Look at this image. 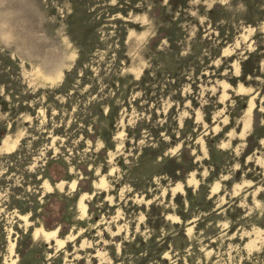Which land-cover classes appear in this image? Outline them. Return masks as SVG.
<instances>
[{"label": "rangeland", "instance_id": "rangeland-1", "mask_svg": "<svg viewBox=\"0 0 264 264\" xmlns=\"http://www.w3.org/2000/svg\"><path fill=\"white\" fill-rule=\"evenodd\" d=\"M0 264H264V0H0Z\"/></svg>", "mask_w": 264, "mask_h": 264}, {"label": "bare ground", "instance_id": "bare-ground-1", "mask_svg": "<svg viewBox=\"0 0 264 264\" xmlns=\"http://www.w3.org/2000/svg\"><path fill=\"white\" fill-rule=\"evenodd\" d=\"M63 187V186H62Z\"/></svg>", "mask_w": 264, "mask_h": 264}]
</instances>
